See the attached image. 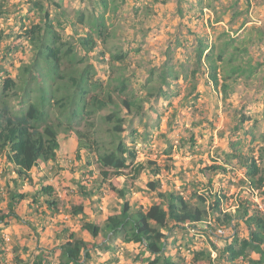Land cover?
<instances>
[{"label":"trees","instance_id":"obj_1","mask_svg":"<svg viewBox=\"0 0 264 264\" xmlns=\"http://www.w3.org/2000/svg\"><path fill=\"white\" fill-rule=\"evenodd\" d=\"M54 1L29 0L32 4L29 10L35 17H24L16 41L6 46L4 52L11 57L17 53L16 50L22 49V52L30 53V59L22 61L15 76L0 64V156L5 160L3 176L6 179L11 176L6 183V207L0 208V225L7 224L9 219L19 220L16 209L26 200H31V207L38 206L37 214L43 206L52 215L60 213L61 200L54 194V187L47 184L48 177L38 175L42 171L41 166L57 161L61 150L60 134L64 133L66 137H77L76 160L83 161L81 167L86 166L89 170L96 165L100 170L99 182L91 188H87L90 181L78 182L79 194L83 197L92 200L96 194L101 195L100 191L112 174L123 176L125 171L134 168V178H137L148 166L152 170V178L146 185V191L155 194L157 201L147 210H133L126 200L130 188L124 184L122 189H118L110 184L111 192L123 203L117 213L106 219L103 227L87 216L84 205L69 206L68 214L81 216V231L88 232L94 239L103 234L106 243L91 244L60 221L58 227L61 231L57 236L63 242L57 246L58 264H92L93 250H111L114 240L138 244L141 250L138 256L142 257L138 260L142 264H184L182 246L176 248L174 245L175 250L168 249V239L178 231L191 233L192 229L199 232V226H204L203 233L207 234L211 249L193 251L191 264L234 263L239 260L248 264H264V216L251 196L254 190H258L263 201L264 167L259 159L251 153H244L240 149L241 141L230 142V152L224 153V164L215 163L198 169L197 173L206 180L202 187L199 182L186 181V172L182 169L177 171L176 177L182 178V186L193 187V194L187 196L185 192H178L173 181L172 188L163 191L159 179L161 168H153L156 165L152 162L137 163V150L134 144L132 147L128 144L124 133L128 118L141 116L149 98L166 97L168 80L180 79V73L168 59L157 77L155 71L150 73L145 89L149 98L141 97L131 89L126 66L128 52L110 43L114 31L107 14L115 15L121 4L115 0L111 1L112 4L110 0H98L96 7L100 6V10L96 7L79 9L74 16H69L63 5ZM49 2L60 14L53 16L49 12ZM8 8L0 0L3 22L8 19ZM66 28L70 32L67 33ZM6 29L10 33L0 32V44L3 38L13 36L12 28ZM224 37L225 40L219 44L210 43L207 36L198 37L197 69L193 76L195 78L204 69L208 83L226 100L235 91V85L240 80H250L263 63H254L245 41L236 44L237 40L226 32ZM95 61L108 62L107 80L99 77ZM182 71V76L187 78V70L183 68ZM193 88L196 91V85ZM245 120L243 117L241 124ZM232 161L239 164L245 174L238 181L237 188L241 194L231 197L236 198L233 211L231 207L225 208V202L231 198L221 191H214L213 179L208 174L226 176L232 169ZM34 170L39 177V190L25 192L24 186L34 183ZM199 190L205 192L199 194ZM42 196L43 202L40 203ZM96 201L101 203L100 198ZM26 223L37 232L34 223ZM242 224L247 231L244 237L239 233ZM218 228L230 229V235L216 236ZM211 235L217 241L223 239L224 245L219 247ZM213 252L216 253L215 258ZM43 257L39 253L30 263L15 256L14 264H51Z\"/></svg>","mask_w":264,"mask_h":264},{"label":"rangeland","instance_id":"obj_2","mask_svg":"<svg viewBox=\"0 0 264 264\" xmlns=\"http://www.w3.org/2000/svg\"><path fill=\"white\" fill-rule=\"evenodd\" d=\"M3 1L9 7V12L7 21L3 22V19L0 18V32L4 30L5 33H10L6 32L8 31L6 28H12L13 38L11 36V38H3L4 40L0 44V64L8 66V73L11 74V61L15 67L16 63L29 60L30 53L22 52L20 49L16 50L17 53H13V56L8 57L5 55L4 48L11 46L16 41L15 37L22 27L24 17L29 16L34 19L35 14L29 10L32 6L29 0ZM97 1L55 0L54 3H61L67 15L74 16L79 9L87 10L96 7ZM115 1L121 6L115 15L107 14L114 31L110 43L113 47H120L128 52L129 57L126 66L127 74L131 79V89L141 97L147 96L146 98H149L145 89L150 73L155 71L157 77L168 59H170V64L172 63L175 67L176 72L181 75L178 80H168V85L165 86L166 97L149 98L141 116L128 118L124 138L131 147L134 144L138 153L137 163H155L156 166H152L153 168H161L159 179L162 182V190H170L173 181L176 182V190L185 192L187 196L194 193L193 187L182 186V178L176 177L177 171L182 169L186 172L184 175L186 181L199 182L202 187L206 180L197 173L198 169L215 163L224 164V153L230 152V142L241 141L240 149L244 153L253 154L264 167V0ZM45 4L47 5V2L44 1ZM96 8L100 10V6ZM48 9L53 16L60 14V11L50 2ZM67 31L70 32V29L66 28ZM225 32L237 40L236 44L245 41L254 63H263V66L250 80H240L235 85V91L226 100L222 98L220 92L214 89L212 84L208 83V75L204 69L195 78L193 76V71L197 69L195 56L198 37L207 36L210 43L219 44L225 40ZM259 39L261 41H258ZM21 45L25 48L23 44ZM95 64L99 69V77L102 80H107L108 62L95 61ZM183 68L187 70V78L185 75L182 76ZM194 85H196V91L193 90ZM243 117L246 120L244 124H241ZM135 131L137 132L135 133ZM72 136L76 138L78 143L77 137ZM67 138L64 133L60 134L62 144ZM76 158V152L64 154L62 161L60 160V167L52 171L55 177L53 178L51 175L53 179L50 181L60 182V188L63 191L70 190V187L66 185L69 184L71 188H75L76 192L73 193L71 190L67 192L72 198L60 202L58 208L60 215L58 217L47 214L42 219L33 222L38 224V228L41 229L39 231L40 236L34 235L31 227L27 225L26 221L32 222L33 220L28 219L26 215H21L19 220L14 218L8 220L10 222L9 224L7 222V225L12 223L11 226L20 228L23 235L20 240L26 239L21 245L16 240L17 237L14 236L13 239V235L11 236L13 246L17 245L13 248L14 256L10 259L13 264L17 255L32 263L39 253L44 255L45 258H43L50 261L51 264L59 263L57 249L59 244L56 234L61 230L58 227V222L63 221L65 225L66 223L70 225L73 230L78 229L79 220L67 218L69 206L74 205L72 203L75 201L73 196H78L80 193L78 182L82 184L85 181H90V185H87L88 189L99 182L97 180L100 173L99 168L94 165V167H89L90 170L86 166L85 169V167H81L83 161H79V165H76L78 162ZM231 166L232 169L226 176H214L208 173L213 179L214 191H221L229 198L239 194L238 181L245 175L235 161H232ZM78 168H80V178H76L74 175ZM56 171L59 172L55 173ZM151 171V168L147 166V169L137 178H134V168L125 171L126 175L123 176L112 174L106 186H103L100 191L101 196H104L105 193L106 195L111 194L110 184L115 187H117L116 185L122 187L125 184L132 191L129 203L138 201L135 197L141 196L146 202L139 207L142 209L144 206L150 207L157 201L156 195L149 193L143 187L151 180ZM3 175L4 173L0 172V207L2 208L7 203L6 191H1L5 181V175ZM60 188L57 190L61 191ZM204 192V190H199L198 193L203 194ZM99 196L98 194L94 198ZM262 197L264 204V195ZM249 198L251 199V196ZM233 199L225 202V208L231 207L232 211L236 208L234 206L236 198ZM113 205L114 202H111L110 206ZM24 209L25 204L22 202L19 211H24ZM97 220L103 226L105 225L101 216ZM203 227L199 226V232L192 231L191 233L202 234L203 229H205ZM82 232H78L79 236H82ZM239 233L242 237L247 234L244 225L239 228ZM29 234L36 236L35 240L38 241L41 248H39L40 246L23 247L24 244L27 245L28 243ZM188 234H190L188 230L178 231L177 234L168 239V249H173L174 245L176 248L178 245L182 246L184 264H191L193 251L211 249V242L207 237L205 239L199 238L193 242L189 236H186ZM91 238L93 237L91 236ZM94 240L98 244L106 243L103 234ZM61 242L63 241L60 240ZM116 243L118 240L112 241V245L115 247ZM223 245L224 240L219 238L218 246L222 247ZM115 251L121 250L118 248ZM3 253L5 252L3 251ZM214 254L213 252V258L215 257ZM138 257L140 260L141 256ZM130 258V255H125L126 260ZM198 264L207 263L200 262ZM218 264L247 263L239 260L234 263L219 262Z\"/></svg>","mask_w":264,"mask_h":264},{"label":"crops","instance_id":"obj_3","mask_svg":"<svg viewBox=\"0 0 264 264\" xmlns=\"http://www.w3.org/2000/svg\"><path fill=\"white\" fill-rule=\"evenodd\" d=\"M21 63L22 62H18V63H16V66L13 67L14 63L11 61L10 65L12 67L10 68V71L13 73L12 74L13 76L16 75L17 69L19 68ZM5 68L8 69V66H5ZM15 68H16V70H15ZM60 144H61V150L59 152L57 161L56 162H50L46 166H41L42 171L39 173L38 176H44L45 175L46 177H48V183L47 184L54 187V189H55L54 194L56 196H58L60 198V200L62 201V200H67V199L72 198L70 195H68V193H67L68 191L71 190L74 193V192H76V190H75V188H71V185L66 184L68 187H70V190L63 191L60 188V182L50 181V179H53L55 177V174H53L52 171H55L58 169V167H60V165H59L60 160L62 161V156L64 154H70V152H76L77 153L78 143H77V140L74 136H69L65 140L64 144H62L61 141H60ZM76 165H79V162H76ZM79 169L80 168H78V170H76V174H74V175H76V178L81 177ZM4 170H5V160L2 156H0V172L4 173ZM57 172H59V171H56L55 173H57ZM32 174L34 177V183L33 184H26L24 186V190H23L25 192H34L35 193L36 191L38 192V190H39V183H37L39 177L37 176V173H35V170L32 172ZM51 175H53V178L51 177ZM14 176L15 175H13V177ZM9 178H11V176H8L7 179L4 177L5 188H4V186H2L1 191H4V190L6 191V183H7ZM116 186L118 189H122L124 187V186L120 187L119 185H116ZM59 188L61 191L57 190ZM143 189H146V186L143 187ZM96 195H98V194H96ZM131 195H132V191H130V195L126 199L127 201H130ZM6 197H7V195H6ZM94 197L92 198V200H89V199H86L85 197H83L81 194H78V196H75V197L73 196L75 201L72 203L74 205H79V204L84 205L85 213L87 214V216L91 220L97 222L100 226L103 227V225L98 222L97 218L101 216L103 218L104 223H105L106 219L109 216L114 215L115 213H117L120 210L121 204L123 203V201L120 198H118L116 196V194L113 192H111V194H109V195H106V193H105L104 196L100 195L99 197H97V198L101 199V203L97 202L96 201L97 198L95 199ZM42 199H43V196L41 197L40 203L43 202ZM135 199L138 201H133V203L130 202V206L132 207L133 210L141 208V207H139V205L145 204V202H146L143 200L144 198L141 196L135 197ZM23 202L25 204V209H24V211H19V206L22 203L21 202L20 205L18 206V208L16 209L17 214L19 215V217H21V215L22 216L26 215L28 219L31 218L33 220L32 223L34 221H38V219H42L43 216L50 214V212H49V210H47L46 206L40 207L39 213L37 214V212H35V211L37 210L38 206L31 207L30 206L31 200H26ZM111 202H114L113 206H110ZM137 203H139V204H137ZM0 208H2V207H0ZM143 209L146 210V209H148V207L144 206ZM58 215H60V214H56L54 216L58 217ZM67 218L73 219V220H79L78 221L79 222L78 226L80 225L79 228L76 230L75 229L73 230L72 228L71 229H72V231H75L77 233L79 231H81V223H82L81 222V216H79V217L74 216L73 217L69 214L67 216ZM9 222L10 221H8V224H9ZM11 224L10 225H7V224L0 225V252H2V253H0V264H13L10 261V259L14 256L13 248L17 247V245L13 246V244H12V238L14 239V236H15V238L16 237L18 238L16 240H18L21 245L26 240V239L20 240L21 238H23V235L20 232V228H18L16 226L13 227V226H11ZM33 225L37 228V232H34L32 229L31 230L34 233V235L37 236V234L39 235V231L41 229L38 228V226H37L38 224L34 223ZM66 226L69 227L70 225H68L66 223ZM34 235H30V234L28 235V239H27L28 243L26 242L27 245L24 244L25 246L23 245V247L32 248V247H37V246L39 247L40 246L39 248H41V245L38 244L37 240H35L36 236H34ZM188 235L191 238V241H193V242H195L196 240H199V238L205 239V237H207L206 233H202V234L190 233ZM11 236H12V238H11ZM244 236H247V234ZM81 237L84 240H86L87 242H91V243L96 242L93 238H91V235L86 231L82 232ZM56 239H57L58 244H60V240L58 239L57 234H56ZM116 244H117L116 247L114 245L111 246V250H107V251L93 250V252H92V255H93L92 264H139L138 262H140L142 264L141 261H138V258H139L138 255H140V251H141L138 244H134V243L124 244L121 240H118V243H116ZM99 245H102V243L101 244L99 243ZM114 248L115 249L119 248L121 251L117 252V251H115ZM1 250H3L5 253H3V251H1ZM125 255L126 256L130 255L131 258L129 260H126ZM17 256H19V255H17ZM140 258H142V257H140ZM254 258H258L257 255H255Z\"/></svg>","mask_w":264,"mask_h":264},{"label":"built area","instance_id":"obj_4","mask_svg":"<svg viewBox=\"0 0 264 264\" xmlns=\"http://www.w3.org/2000/svg\"><path fill=\"white\" fill-rule=\"evenodd\" d=\"M251 192V191H250ZM252 198H253V200L255 201V203H256V205H257V208L259 209V211L263 214V216H264V204H263V202H262V200H261V198H260V196H259V191L258 190H254L253 192H252ZM227 232V230H225V229H223V228H220V229H218V233L220 234V235H223V234H225Z\"/></svg>","mask_w":264,"mask_h":264},{"label":"clouds","instance_id":"obj_5","mask_svg":"<svg viewBox=\"0 0 264 264\" xmlns=\"http://www.w3.org/2000/svg\"><path fill=\"white\" fill-rule=\"evenodd\" d=\"M252 196V195H251ZM253 199V198H252ZM147 210V209H146ZM218 229H220V228H218ZM218 229H216V233H215V235L216 236H223V237H227V236H229L230 235V229H228V228H223V229H225V230H227V232L225 233V234H223V235H220L219 233H218ZM191 232L192 231H195V230H190ZM211 239H212V241L214 242V243H216V244H218V241L216 240V241H214V238H216L215 236H213V235H211ZM214 237V238H213ZM188 253H191L190 251H188ZM215 253V252H214ZM215 255V257H216V253L214 254ZM214 257V258H215Z\"/></svg>","mask_w":264,"mask_h":264}]
</instances>
